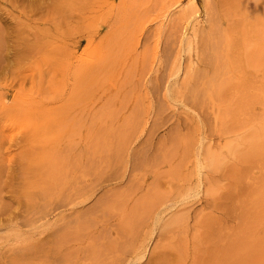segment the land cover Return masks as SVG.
I'll list each match as a JSON object with an SVG mask.
<instances>
[{"label":"rangeland","instance_id":"374dc122","mask_svg":"<svg viewBox=\"0 0 264 264\" xmlns=\"http://www.w3.org/2000/svg\"><path fill=\"white\" fill-rule=\"evenodd\" d=\"M0 264H264V0H0Z\"/></svg>","mask_w":264,"mask_h":264}]
</instances>
